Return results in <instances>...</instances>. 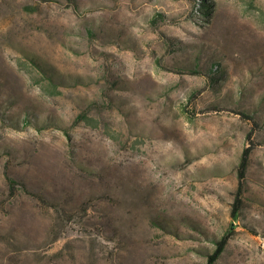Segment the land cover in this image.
Instances as JSON below:
<instances>
[{"label": "rangeland", "instance_id": "obj_1", "mask_svg": "<svg viewBox=\"0 0 264 264\" xmlns=\"http://www.w3.org/2000/svg\"><path fill=\"white\" fill-rule=\"evenodd\" d=\"M227 232L216 264H264V0H0V264H207Z\"/></svg>", "mask_w": 264, "mask_h": 264}, {"label": "trees", "instance_id": "obj_2", "mask_svg": "<svg viewBox=\"0 0 264 264\" xmlns=\"http://www.w3.org/2000/svg\"><path fill=\"white\" fill-rule=\"evenodd\" d=\"M247 153H248V149L246 150V152L244 153L243 158H242L240 177L243 176V174H244L243 171H245L246 167H247V163H248ZM241 190H242V188H240L239 192H241ZM239 192H238V195H237V197L235 199V203H234V208H233V216L234 217L238 216V212H239V210L241 208V204H242V200H241V197L239 196L240 195ZM230 238H231V234H230V232H227L216 240L215 248L208 255L207 264H216L217 260L221 257L222 253L225 251V249L229 243Z\"/></svg>", "mask_w": 264, "mask_h": 264}]
</instances>
